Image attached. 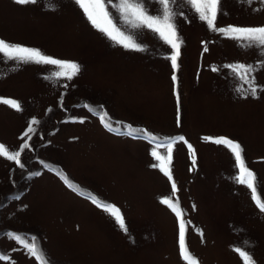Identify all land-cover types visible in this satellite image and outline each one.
<instances>
[{"label":"rangeland","instance_id":"374dc122","mask_svg":"<svg viewBox=\"0 0 264 264\" xmlns=\"http://www.w3.org/2000/svg\"><path fill=\"white\" fill-rule=\"evenodd\" d=\"M48 2L21 6L0 0V38L80 65L71 80L56 79L55 66L0 58V99L21 105L16 111L0 103V145L9 152L19 151L25 140L30 145L21 153L23 168L0 157V255L9 257L0 264H37L4 235L9 232L35 236L48 264H186L176 217L162 198L179 201L185 243L199 264H243L236 248H246L256 264H264V213L249 190L234 182L238 169L230 150L203 139L238 142L264 198V69L252 74L259 86L253 98L238 93L247 85L221 67L255 65L264 60L260 50L208 30L177 0L173 10L184 13L175 18L178 125L173 70L165 58L169 46L143 30L136 38L145 50L124 49L92 28L73 0H53L55 10ZM147 6L157 13L154 0ZM222 7L217 27L264 25L258 0H222ZM33 119L39 123L28 140L23 134ZM133 129L138 131L129 136ZM152 136L156 142L184 137L173 145L169 166L175 196L172 182L151 166L159 163L150 155ZM157 151L166 154L163 147ZM91 197L119 208L127 232Z\"/></svg>","mask_w":264,"mask_h":264},{"label":"snow or ice","instance_id":"6c2138e0","mask_svg":"<svg viewBox=\"0 0 264 264\" xmlns=\"http://www.w3.org/2000/svg\"><path fill=\"white\" fill-rule=\"evenodd\" d=\"M17 5L26 6L30 4H36L39 0H13ZM158 5L156 14H152L147 6V0H73L75 6L82 12L84 19L88 22L92 28L100 32L104 37L122 46L127 50L144 51V46L138 42L136 36L143 32V30L150 31L154 37H156L165 46H169L171 51L165 58L171 62V68L173 75L171 77L173 82V93L176 95L177 100V124L180 122V101L179 96L175 92V84L177 77L175 71L178 68V58L180 56V41L177 35V26L175 18L183 15L184 13L176 12L173 10L172 5L177 3V0H154ZM184 4L188 7V10L192 12L193 16L198 18L201 22L206 24L208 30L218 32L229 39L236 41L241 47L249 49H258L261 54L264 55V25L261 26H236L228 25L226 27H217L216 21L219 14L223 13L222 0H183ZM245 3H252L253 0H244ZM261 5H264V0H258ZM50 10H55L56 5L53 0H49L46 5ZM114 9L116 16L119 18L120 25L114 23L112 11ZM123 27H122V26ZM135 34V35H134ZM207 52L208 48H204ZM0 58L8 61L11 60L15 63H35L42 65L55 66L53 71V77L56 79L66 78L71 80L80 71V65L76 62L56 59L51 56L45 55L41 50L33 47H28L21 44L5 41L0 38ZM221 67L230 70L229 74L243 85H247L245 88H237L236 91L242 95L251 96L255 98L257 96L259 86L255 83V78L252 75L257 68L264 69V60L258 61L257 64H224ZM213 72L219 71L218 68L213 67ZM0 103L10 106L16 111L21 110L19 102L4 98L0 99ZM85 107H88L85 105ZM101 123L106 129L112 130L111 124L105 122L104 115L100 116ZM83 123V120L80 121ZM39 121L33 119L24 132V136L28 140L31 139L29 133L35 131L33 125L38 124ZM129 128L131 126H128ZM138 130L133 129L128 132L129 136L133 135V132ZM142 131V130H141ZM206 141H211L217 145H223L230 150L235 160V166L238 169V174L233 177L234 182L241 186H245L249 190V195L256 208L264 213V198L258 194V188L256 186L255 174L247 168L245 160L242 156L241 145L227 137H204ZM157 138L150 137V142L155 143V147L150 152V155L159 163L151 165L152 167H158L171 183V192L175 196L177 193V185L173 181V176L170 171V165L172 162L173 145L177 141H184L183 136L165 138L163 141L156 142ZM30 145L25 140L20 145L19 151L9 152L6 151L4 146L0 145V157H6L8 161L15 162L19 167L23 168L24 165L21 162V153L28 149ZM165 148L166 154H162L157 149ZM188 150L190 158L195 165V153L192 146L188 144ZM61 179L68 184L67 179L61 175ZM69 187L76 190L71 184ZM92 203L102 209L105 213L114 218L119 228L127 232L124 217L121 214L119 208L112 204H101L95 197H91ZM161 204L166 205L172 213H174L178 223V246L180 257L186 262V264H199L198 260L194 258L189 252L185 243L186 222L183 219V209L179 206V201L175 202L171 198H162ZM190 223V222H189ZM4 235L10 237L13 241L17 242L22 247L27 255L34 258L37 264H48L46 253L43 252L39 246V242L35 236H21L13 233H5ZM234 251L242 259L243 264H256L252 254L247 251L246 248H236ZM9 257L4 254L0 255V260L7 261Z\"/></svg>","mask_w":264,"mask_h":264}]
</instances>
